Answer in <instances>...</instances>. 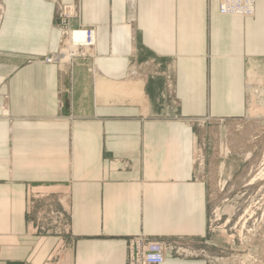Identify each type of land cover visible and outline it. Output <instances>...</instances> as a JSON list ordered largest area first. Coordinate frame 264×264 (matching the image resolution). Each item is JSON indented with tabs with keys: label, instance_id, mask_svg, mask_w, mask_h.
Returning a JSON list of instances; mask_svg holds the SVG:
<instances>
[{
	"label": "crops",
	"instance_id": "crops-1",
	"mask_svg": "<svg viewBox=\"0 0 264 264\" xmlns=\"http://www.w3.org/2000/svg\"><path fill=\"white\" fill-rule=\"evenodd\" d=\"M57 2L78 6L72 28H94L91 56L46 60ZM252 69L264 0L252 16L219 0H0V264H126L137 234L192 248L207 217L196 122L241 116ZM96 76L138 77L142 99L100 100ZM32 196L64 209L69 233L37 232ZM162 264L209 263L168 251Z\"/></svg>",
	"mask_w": 264,
	"mask_h": 264
},
{
	"label": "rangeland",
	"instance_id": "rangeland-1",
	"mask_svg": "<svg viewBox=\"0 0 264 264\" xmlns=\"http://www.w3.org/2000/svg\"><path fill=\"white\" fill-rule=\"evenodd\" d=\"M255 5V3H254ZM66 6V7H63ZM70 10V17L65 24L59 22L62 9ZM66 13V14H67ZM254 14V13H253ZM79 9L75 3L57 2L54 10L55 25L59 28L60 49L55 61L63 59L61 51L66 48L64 31L69 29L90 28L80 26L72 28L70 20L78 17ZM65 25V26H64ZM94 39V38H93ZM92 49L85 56L94 53ZM54 58L51 54L48 58ZM77 57V56H76ZM74 57V58H76ZM82 57V56H78ZM48 58L46 59L48 61ZM74 58L65 61L68 63ZM53 61V60H51ZM135 82L141 83L136 78ZM136 89H141L138 87ZM260 89L262 96L251 92ZM140 90V95L142 91ZM142 97L137 98L141 100ZM129 101V100H128ZM246 107L244 113L234 118H203L196 124L200 128L198 133L194 175L206 185L207 217L206 231L201 239L190 240L192 248L182 249L176 243L167 244L160 240L137 234L127 239V260H129L130 240L139 235L159 241L177 256H202L209 264H264V70L249 71L246 82ZM39 205L34 212V227L37 232L49 234L69 233L65 210L57 208L53 201L32 196L30 205ZM53 209L62 214L65 228L48 225L40 230L43 214L47 217ZM48 223L51 219L47 217ZM186 252H185V251ZM164 262V261H163ZM162 262V263H163ZM160 263V264H162Z\"/></svg>",
	"mask_w": 264,
	"mask_h": 264
},
{
	"label": "built area",
	"instance_id": "built-area-1",
	"mask_svg": "<svg viewBox=\"0 0 264 264\" xmlns=\"http://www.w3.org/2000/svg\"><path fill=\"white\" fill-rule=\"evenodd\" d=\"M254 3L255 0H219V12L221 14H237L242 16H252L254 13ZM66 7V6H63ZM62 13L59 15V22L65 24L67 19L71 16L70 10L67 13L66 9H62ZM67 13V14H66ZM65 26V25H64ZM74 32H80L84 35L83 40L72 41L73 45L71 47L63 48L61 51H64L68 55V59H72L78 56L87 55L92 49L94 42V32L90 28H79V29H69L64 31L66 38H70ZM63 55V54H62ZM59 60L57 55H54V58H48V61ZM134 74V72H133ZM136 79V78H135ZM43 223L40 224L39 229L45 230V227L48 225H57L56 228H65V223L62 222V214L57 213L51 209L47 214V217H50L49 220L43 214ZM166 245L159 241L149 240L143 235H139L130 240L129 248V260L128 264H160L164 261V252Z\"/></svg>",
	"mask_w": 264,
	"mask_h": 264
},
{
	"label": "bare ground",
	"instance_id": "bare-ground-1",
	"mask_svg": "<svg viewBox=\"0 0 264 264\" xmlns=\"http://www.w3.org/2000/svg\"><path fill=\"white\" fill-rule=\"evenodd\" d=\"M84 39V35L83 33L80 32H74L72 34V36L70 38H68L65 43L67 45V47H71V45H73L72 41H77V40H83ZM84 41V40H83ZM63 59L61 60V63H65V61H67L68 59V55L66 52H63L62 55ZM69 60V59H68ZM99 73V72H98ZM95 84H96V91L98 94L99 99L103 100L105 97V94L108 93H114V91L116 90H126L128 92H132V99L136 98H140L142 97V94L140 95V90L136 89V88H140L142 86L141 83H135L134 81H127V82H123V83H119V84H114V85H107L106 83H104L99 77L96 76L95 78ZM251 92L257 93V96H262L263 95V91L260 89L254 90L251 89ZM109 96H112V94H110ZM108 96V97H109ZM125 96H128V94L126 93Z\"/></svg>",
	"mask_w": 264,
	"mask_h": 264
}]
</instances>
